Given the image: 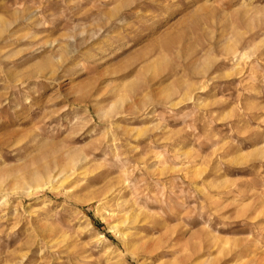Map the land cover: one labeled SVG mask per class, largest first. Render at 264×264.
Listing matches in <instances>:
<instances>
[{
  "label": "rangeland",
  "instance_id": "obj_1",
  "mask_svg": "<svg viewBox=\"0 0 264 264\" xmlns=\"http://www.w3.org/2000/svg\"><path fill=\"white\" fill-rule=\"evenodd\" d=\"M181 259H264V0H0V264Z\"/></svg>",
  "mask_w": 264,
  "mask_h": 264
},
{
  "label": "bare ground",
  "instance_id": "obj_2",
  "mask_svg": "<svg viewBox=\"0 0 264 264\" xmlns=\"http://www.w3.org/2000/svg\"><path fill=\"white\" fill-rule=\"evenodd\" d=\"M36 181H37V180H35V182H36ZM51 182H52V181H51ZM123 216H124V215H123ZM122 218H123V217H122ZM129 218H131V217H129V215H128V216L126 215V217H125V219H124V220H125V221H124V224H125V223L127 224V223L129 222ZM131 219H132V221L135 220V219L137 220V218L133 219V217H132ZM136 220H135V222H136ZM133 222H134V221H133ZM135 222H134V223H135ZM130 224H131V223H130ZM113 228H115V229H119V228H118V225L113 226ZM123 235H124V236H123ZM123 235H122V236H123L122 239H123V240H127V235H126L125 233H124ZM128 247H129V248H128L129 250L132 249V246H129V245H128ZM184 255H185V254H184ZM190 259H191V258H190ZM190 259H189V260H190ZM185 260H186V259H185ZM185 260H184V259H181V261H180L179 264H185V263H186ZM187 260H188V258H187ZM255 260H256V259H255ZM255 260H252V263H253V264H256V261H255ZM190 261H191V260H190ZM171 264H174V263H171ZM259 264H264V259H263Z\"/></svg>",
  "mask_w": 264,
  "mask_h": 264
}]
</instances>
